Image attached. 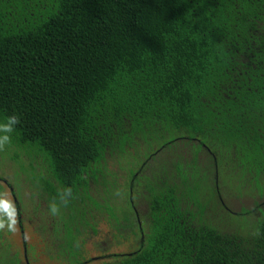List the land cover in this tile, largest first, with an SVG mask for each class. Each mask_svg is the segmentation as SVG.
<instances>
[{"label":"trees","instance_id":"1","mask_svg":"<svg viewBox=\"0 0 264 264\" xmlns=\"http://www.w3.org/2000/svg\"><path fill=\"white\" fill-rule=\"evenodd\" d=\"M9 118L0 144L47 163L71 255L99 209L118 243L133 239L101 264H264V0H0V126ZM125 174L148 206L136 233ZM95 177L110 186L101 207ZM249 196L238 213L224 203Z\"/></svg>","mask_w":264,"mask_h":264},{"label":"flooded vegetation","instance_id":"2","mask_svg":"<svg viewBox=\"0 0 264 264\" xmlns=\"http://www.w3.org/2000/svg\"><path fill=\"white\" fill-rule=\"evenodd\" d=\"M207 153L210 155L209 152ZM13 159L17 160L18 163L20 162V157L18 155ZM27 167L31 178V182L28 184L31 187L33 186L34 189L32 196L34 205L31 210V216H28L27 219L24 218L25 213H22V204L24 202L23 193L19 195V201L17 199V190L12 187L7 178L0 174V186L2 188L0 191V208H6V215H1L4 220L0 219V251L5 252V248H8L7 251H15L11 256L15 257L19 264H70V262H72V264H101L107 260L109 261L111 257L121 255V253L115 252L113 254H104L103 250L101 251V255L98 256L93 257L92 255L87 254L85 250L87 241L96 237L98 238L99 232L97 224L99 222H104V210L97 209L90 213H84L85 215L82 218L80 217L81 219L79 217L77 218L78 221L80 219L79 225L81 226L78 225V235L75 236L76 240L73 250L77 249V251L74 252L76 253V255L74 254L76 258H74V255H71L69 253L70 250L68 249V243L70 244L73 242L71 241L72 239L67 237L69 232L65 228L67 223L65 221L67 218L65 217L64 220L60 221V217H58L60 213L54 205L57 198L56 191L52 189L50 195L47 190L44 192L42 191V189H45V184H49V182H51L52 185H55L51 178V172L47 163L40 158L37 164H29ZM95 178L96 183L99 182L97 184L98 187H96L97 190L95 191V186L92 182L89 183V195L92 199L94 198V202L101 207L104 204V183L103 180L99 181V177ZM122 178V181H124L125 184H120L121 179H119L117 182L118 187L120 184V186L127 189L128 196L126 199H128L127 201L129 202V209H131L134 214L133 217L131 216L135 223L133 224L135 227L132 231L136 233L137 230H141L145 226L146 210L148 209V206L142 196L143 191L139 188L140 183L138 182V184L133 185L127 183L126 174ZM24 185L25 183L23 181L19 184V187H22V191ZM117 194L115 200L116 207L118 208L117 217L119 219L117 218V220L121 221L123 215V213L121 214V208L123 204L120 202V194ZM139 200L142 202H139ZM221 204L224 206L223 203ZM5 205L7 207H5ZM49 211H52V213L50 214ZM93 212L96 213L95 218L93 217ZM254 213L257 214V217H260V214L264 215V202L258 205ZM10 214H14L15 218L11 219ZM121 222L118 223L121 227L124 226L122 230H125V224ZM27 223H31V227H26ZM116 226L118 225L112 226L111 229L114 232L113 235H111V238H113L115 242L119 237ZM118 230H121V228ZM120 235H124V232L122 231ZM11 239L15 240L16 244H10ZM96 247L99 248L101 246ZM77 253L80 254V257L77 256Z\"/></svg>","mask_w":264,"mask_h":264},{"label":"rangeland","instance_id":"3","mask_svg":"<svg viewBox=\"0 0 264 264\" xmlns=\"http://www.w3.org/2000/svg\"><path fill=\"white\" fill-rule=\"evenodd\" d=\"M8 145L3 142L0 144V174L3 175V177L7 178L8 181L11 183L12 187L17 190V199L20 201V196L22 193L24 195V202L22 204V213H25L24 218L27 219L28 216H31V210L33 209L34 201H33V193L34 189L33 186L31 187L28 183L31 182L30 178V172L27 173L29 161L28 159L24 156L22 152H18L14 148H9ZM15 154L20 157V162L18 163L15 160H11L9 158L15 157ZM162 157L157 158V160L161 159ZM119 159L114 158L108 160V169H109V174L113 173L114 176L111 177V179L107 178V181L111 184L115 182V176L119 175L122 176L124 167H118V164L116 163ZM120 170V171H119ZM25 173V174H24ZM24 182L25 185L23 187V191L21 190L22 187H19L20 182ZM120 184H125L124 181L120 180ZM110 186H106L104 184V197L106 194L107 189H109ZM2 190L0 186V191ZM118 195V194H117ZM116 195V196H117ZM120 199L122 202L121 204L122 207L124 208L125 202H124V197L122 194L120 195ZM258 201L257 197L255 196H249V197H244V198H227L226 200L224 199V203L226 204L227 208L231 210L232 212L238 213L241 208H247L251 209L253 208V204H255ZM119 202V201H118ZM139 202H142L139 200ZM125 209H129L126 207ZM6 208H0V219L4 220L2 216L6 215ZM50 214L52 211H49ZM2 215V216H1ZM96 213L93 212V217L95 218ZM10 218L13 219L15 218L14 214H10ZM98 238H93L89 239L87 241L85 250L87 254L94 256L101 255V251L103 250L104 254H113L115 253H121L125 254L128 251H130V247L133 246V239L129 237V239H125L126 241H122L121 243H118L117 241L115 242L113 238H111V235H113L112 226L110 225V221L108 220V216L105 215L104 217V222H99L98 224ZM31 227V223H27L26 227ZM111 230V231H110ZM109 242V243H108ZM95 243V244H94ZM10 244H16L15 240H10ZM95 246V247H94ZM96 246H101V247H96ZM13 248V247H12ZM96 248V249H95ZM8 248H5L4 250L7 251ZM5 251V252H6ZM5 252H3L5 254ZM15 252V251H14ZM11 250H8V254L6 255L7 257L10 254L11 255L14 253ZM4 254H1L2 260L6 258ZM96 263V262H95ZM23 264V263H22ZM72 264V262H70Z\"/></svg>","mask_w":264,"mask_h":264},{"label":"clouds","instance_id":"4","mask_svg":"<svg viewBox=\"0 0 264 264\" xmlns=\"http://www.w3.org/2000/svg\"><path fill=\"white\" fill-rule=\"evenodd\" d=\"M15 124H16L15 118H9V122L7 124H4V125L0 126V127H2V130L4 132H11L12 131V127ZM7 139H8L7 136L3 137V140L6 141Z\"/></svg>","mask_w":264,"mask_h":264},{"label":"snow or ice","instance_id":"5","mask_svg":"<svg viewBox=\"0 0 264 264\" xmlns=\"http://www.w3.org/2000/svg\"><path fill=\"white\" fill-rule=\"evenodd\" d=\"M5 207H7V206L5 205Z\"/></svg>","mask_w":264,"mask_h":264}]
</instances>
